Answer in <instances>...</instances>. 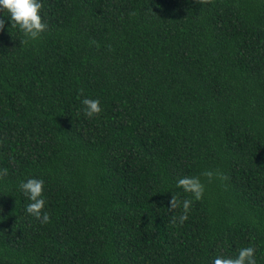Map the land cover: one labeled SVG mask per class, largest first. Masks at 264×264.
<instances>
[{"label": "trees", "instance_id": "trees-1", "mask_svg": "<svg viewBox=\"0 0 264 264\" xmlns=\"http://www.w3.org/2000/svg\"><path fill=\"white\" fill-rule=\"evenodd\" d=\"M42 18L35 40L0 28V264H210L248 245L264 264V0H42Z\"/></svg>", "mask_w": 264, "mask_h": 264}, {"label": "clouds", "instance_id": "clouds-1", "mask_svg": "<svg viewBox=\"0 0 264 264\" xmlns=\"http://www.w3.org/2000/svg\"><path fill=\"white\" fill-rule=\"evenodd\" d=\"M6 13V14H5ZM0 28L5 25L15 27L24 37V41L37 39L41 32L47 28V23L42 18V0H0ZM81 111L85 116H93L101 111L98 98L83 97L80 101ZM6 174V170L0 169V175ZM211 176L210 171L202 173ZM44 180L42 178L28 177L19 183V191L28 200L25 212L39 220L40 223L48 221L47 211H41L45 205L43 196ZM176 185L181 191L191 193L195 199H199L203 192V185L198 177L181 176L176 180ZM179 201L171 196L169 209L175 208ZM191 201L184 199L182 207L187 210ZM186 212L179 217L180 222L186 219ZM210 264H257L255 248L251 245L239 248L234 256L217 254L210 259Z\"/></svg>", "mask_w": 264, "mask_h": 264}]
</instances>
